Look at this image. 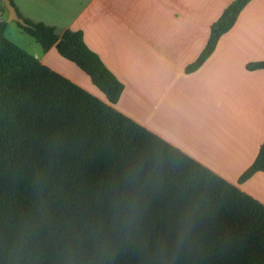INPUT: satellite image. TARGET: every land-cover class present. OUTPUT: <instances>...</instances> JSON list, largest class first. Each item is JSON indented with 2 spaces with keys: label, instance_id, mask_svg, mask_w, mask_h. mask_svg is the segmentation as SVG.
Wrapping results in <instances>:
<instances>
[{
  "label": "trees",
  "instance_id": "obj_1",
  "mask_svg": "<svg viewBox=\"0 0 264 264\" xmlns=\"http://www.w3.org/2000/svg\"><path fill=\"white\" fill-rule=\"evenodd\" d=\"M249 1L225 6L184 73ZM23 21L106 102L9 42L0 21V264H264V206L112 108L123 86L79 30ZM255 172L264 142L237 182Z\"/></svg>",
  "mask_w": 264,
  "mask_h": 264
},
{
  "label": "crops",
  "instance_id": "obj_2",
  "mask_svg": "<svg viewBox=\"0 0 264 264\" xmlns=\"http://www.w3.org/2000/svg\"><path fill=\"white\" fill-rule=\"evenodd\" d=\"M9 1L19 17L51 26L57 36L79 30L123 86L112 108L264 206V173L237 182L264 142V69H246L264 61V0H250L191 73L184 67L232 0ZM6 17L0 15L5 29L13 25L29 49L12 44L106 102L53 46L33 48Z\"/></svg>",
  "mask_w": 264,
  "mask_h": 264
},
{
  "label": "rangeland",
  "instance_id": "obj_3",
  "mask_svg": "<svg viewBox=\"0 0 264 264\" xmlns=\"http://www.w3.org/2000/svg\"><path fill=\"white\" fill-rule=\"evenodd\" d=\"M12 24H14V23H12ZM13 28H15V27H13V25L7 26L6 29L4 30V37L9 42L16 43L17 45H19L20 47H22V49H29V48H27V45L24 42H22L21 40H19L15 36V33H14V29ZM21 36H22V38L24 40H27L33 48H39L40 47V45L38 43H36L32 38L28 37L26 34L22 33Z\"/></svg>",
  "mask_w": 264,
  "mask_h": 264
},
{
  "label": "water",
  "instance_id": "obj_4",
  "mask_svg": "<svg viewBox=\"0 0 264 264\" xmlns=\"http://www.w3.org/2000/svg\"><path fill=\"white\" fill-rule=\"evenodd\" d=\"M0 2L2 3L7 14L6 21L15 22L22 27L27 26L23 19L17 15L14 7L12 6L9 0H0Z\"/></svg>",
  "mask_w": 264,
  "mask_h": 264
},
{
  "label": "built area",
  "instance_id": "obj_5",
  "mask_svg": "<svg viewBox=\"0 0 264 264\" xmlns=\"http://www.w3.org/2000/svg\"><path fill=\"white\" fill-rule=\"evenodd\" d=\"M4 12H5V9H4L2 3L0 2V15H1L2 13H4Z\"/></svg>",
  "mask_w": 264,
  "mask_h": 264
}]
</instances>
